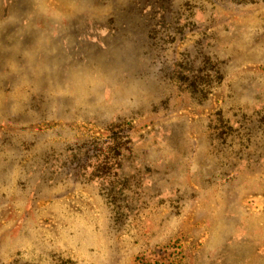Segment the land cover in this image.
Wrapping results in <instances>:
<instances>
[{
  "label": "rangeland",
  "instance_id": "374dc122",
  "mask_svg": "<svg viewBox=\"0 0 264 264\" xmlns=\"http://www.w3.org/2000/svg\"><path fill=\"white\" fill-rule=\"evenodd\" d=\"M153 3L0 0L4 264H53V253L83 264H264V38L256 40L264 7L212 14L197 0H171L169 11ZM190 11L200 26L192 33L182 29ZM200 53L231 61L225 82L195 106L190 89L170 79ZM49 110L58 120L40 124L37 115ZM220 114L257 126L239 154L251 161L215 152L209 135ZM125 117L135 166L154 173L133 189L140 235L118 239L99 220L100 187L114 180L102 174L106 146L85 167L72 157Z\"/></svg>",
  "mask_w": 264,
  "mask_h": 264
},
{
  "label": "trees",
  "instance_id": "16d2710c",
  "mask_svg": "<svg viewBox=\"0 0 264 264\" xmlns=\"http://www.w3.org/2000/svg\"><path fill=\"white\" fill-rule=\"evenodd\" d=\"M170 3L171 0H154L153 4L169 11ZM197 3V5L193 4L195 8L197 7L202 12H205V8H208L207 10H210L212 14L213 12L218 13L217 11L220 9L222 10L223 7L224 9L231 8L230 10H235L236 8L258 9L264 7V0H197ZM194 14L195 12L190 11L189 17L191 21L188 20V18H185L186 23L182 27L183 30L187 29L190 33L199 30L200 26L194 20ZM212 14L210 15L212 16ZM162 24L164 26L167 25L166 29L172 31L175 37L182 36L183 30L176 27L174 23L167 22L164 17L162 18ZM209 26L210 25L208 24L201 31L202 38L205 40L207 37V31L209 34ZM262 37L264 38V33L261 34L258 39L256 38V40L260 42V40L263 39ZM201 43L202 41L200 39L198 46H201ZM121 47L122 45L118 44L117 49L114 48L113 50H120ZM200 57L201 61L195 65L191 62L188 67L178 64L177 74H174V77H171L170 79L172 84L178 82V85L180 84L179 86L185 85L187 89H190L189 92L191 93V99L197 101L196 104H193L195 106L201 105V101L208 98L212 89L221 86L223 82H225V68L229 64V61H231V58L218 60L215 56L209 55V53H200ZM115 62L117 61H113V63ZM110 64H112V62ZM109 67L110 66H106L105 68L104 66H101V70H112V67ZM162 69L164 72V66ZM160 105H163V102ZM152 108L156 109L157 106L155 105ZM52 112L53 111L49 110L38 114V117L36 116L38 122L43 124L46 120H58V115ZM131 120L132 118L128 120L126 117L117 118L114 122L105 124L107 136L105 141L89 142V144H85L84 151L80 152L82 154L79 156H77L78 154H74L72 157H78L79 160H81L82 165L85 167L88 165V161L91 158L97 157L95 156L94 151H96L98 147L101 148L106 146L107 151L106 155L103 156V161H105L106 164L104 165L107 166V168L103 170L102 174L107 173V178L112 176L114 177V180H111L109 181V184L100 187V191H102V201L106 207V214H104L102 219L99 218V220L100 225L103 227L101 230H104L107 237L110 238H123L128 232H132L133 230H136L137 233L139 232L140 235V228L135 229L136 227H133L135 217L133 216L134 206L131 205L136 202L133 198V189L142 186L144 178L154 173V169L148 168L145 164H142L141 166L136 164L137 166H135V159L137 158L132 150L133 144L129 135L131 131ZM217 122V126H213L209 135L210 143L213 148L216 149L215 152L217 154H224V157L235 156L237 160L245 159L247 162L251 161L249 156L242 158L239 154L242 152L241 146L246 144L248 147V144L253 142L252 136L255 135V129L257 128L255 123L252 121L246 122L242 119H235L232 124L229 120H224L223 114L220 117L218 116ZM235 124L236 126H233ZM221 161L223 162L222 159ZM102 163L101 160H96L95 164L97 165V169L101 167ZM156 172L159 173L158 170ZM103 177L106 176L103 175ZM139 241L140 240L138 239V242ZM135 243H137L136 239ZM138 247L141 246L138 245ZM51 260L53 264H83L79 260L75 261L71 258H65L56 253L52 254ZM0 264L4 263L0 261ZM10 264L32 263L15 260Z\"/></svg>",
  "mask_w": 264,
  "mask_h": 264
}]
</instances>
